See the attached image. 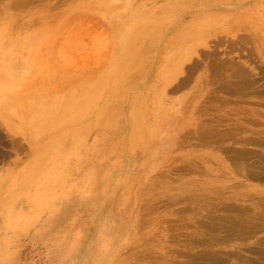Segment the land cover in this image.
Masks as SVG:
<instances>
[{"label": "rangeland", "instance_id": "rangeland-1", "mask_svg": "<svg viewBox=\"0 0 264 264\" xmlns=\"http://www.w3.org/2000/svg\"><path fill=\"white\" fill-rule=\"evenodd\" d=\"M226 1L0 0V264H198L193 261L200 250L204 256L228 257V264L236 262L230 259L236 252L256 257L249 251L257 239H261L258 244L264 241V231L251 237L240 230L246 239L241 238L229 229L230 216L224 219L225 214L235 219L238 209L245 206L246 211L255 209L248 210L254 215L264 204V172L257 171H264L259 156L264 154V21L255 22L256 17L249 14L258 0L237 5L235 14L225 16L230 21L247 18V31L221 32L219 23H214L213 29L224 41L213 54L215 36L189 60L185 59L187 44L184 47L181 40L191 38L192 31L190 37L176 39L179 30L202 10L204 25L210 15L217 19L215 10L205 7L216 8ZM229 1L233 7L234 0ZM257 24V40L253 35L252 44L238 40L237 48L226 52L230 43L248 35ZM133 36L138 39L133 41ZM171 39L183 44L184 54H178L180 43H172L176 50L167 45ZM165 52L176 63L166 56H162L166 60L159 58ZM199 54L201 60L206 56L203 66ZM227 55L236 64L255 57L256 62L249 65L256 67L252 77L257 93L249 92L252 87L243 93L219 87L225 72L213 65L228 61ZM182 59L186 60L184 69L199 60L200 67L185 86L172 90L186 76V69L175 71ZM219 59L223 61L218 63ZM160 61L173 77L158 67ZM117 64L118 72L114 71ZM209 78L212 81L207 83ZM39 88L51 96L47 99L52 104H62L53 105L58 115L54 107V114L49 109L58 117L44 130L39 127L40 136L35 137L33 121L44 120L38 111L46 99L36 95ZM161 88L166 90L160 96ZM28 101L31 110H27ZM35 114L41 118L32 121ZM202 128H207L209 136ZM211 130L216 132L210 134ZM218 134H224L220 136L226 141ZM214 136L221 142L214 141ZM247 139L252 143L246 144ZM240 151H248L249 157L246 154L240 161ZM239 164H247L248 170L255 167L259 176L243 175L246 169ZM188 192L197 193L198 201L191 202L195 197ZM228 202L235 205H227L232 209L226 211L222 206ZM234 219L233 227L240 228L242 220Z\"/></svg>", "mask_w": 264, "mask_h": 264}, {"label": "bare ground", "instance_id": "bare-ground-1", "mask_svg": "<svg viewBox=\"0 0 264 264\" xmlns=\"http://www.w3.org/2000/svg\"><path fill=\"white\" fill-rule=\"evenodd\" d=\"M251 1H253V0H249V1H247V0H234V6L233 7H231L229 4L231 3L229 0L228 1H226V2H222L218 7H212V6H208L207 5V7H205V9H207V10H215L213 13L214 14H216V15H219V16H217V19H214L213 17H211V16H213V15H210L209 17H208V24H206V25H204V23L205 22H203L202 21V19H204V17H205V11L204 10H202L201 11V13L198 15V16H196V17H194V19L192 20V21H190V22H188V23H186L180 30H179V33H178V36L176 37V39H180L181 37H190V34L189 33H191V31H192V33H191V38H189V39H186V38H184V40L182 39L181 40V42L184 44V47H186L187 46V53L185 52L186 51V49H185V51H183V49L182 50H180V48L182 47V43H180L179 41V43H180V45H179V47H177V50L179 51L178 52V54L181 52V53H183L184 54V52H185V56L186 57H188V58H185L186 60H189L190 59V57H192L193 55H197L198 54V52H199V48L198 47H200V46H206L207 45V43H208V39L210 38V37H212V36H215L217 39H216V41H215V43L213 44V49H212V51L210 52V54H213V53H215L216 52V50L218 49V48H220L219 46H221V44L223 43V39L221 38V37H219V36H217L218 34L217 33H219L218 32V30L217 31H215L213 28H215V25H214V23H216V22H218L219 23V31H221V32H226V33H231V34H235V32H237V31H239V30H244V31H247V24H248V19L247 18H242V20L240 21L239 19H235V20H233V21H230L228 18H225V16L226 15H228V14H235V11H236V9L235 8H237V5H239V6H241V5H243V4H245V3H250ZM183 2V1H182ZM189 2V1H188ZM208 2V1H207ZM258 2V4H260V5H263L264 4V0H258L257 1ZM191 3V2H190ZM209 4V3H208ZM258 4H257V6H256V8H254V10H250L251 12L249 13V14H253L255 17H256V19H255V22H260L261 20L262 21H264V5L263 6H261V8L260 7H258ZM216 6V5H215ZM242 7V6H241ZM199 12H200V10H199ZM247 13V12H246ZM237 14V13H236ZM243 14V13H242ZM248 14V15H249ZM160 15V14H159ZM239 16H241V15H239ZM243 16V15H242ZM184 18V17H183ZM216 20H218V21H216ZM254 23V22H253ZM172 25H174V24H172ZM229 25H231V30L232 31H226L227 29H228V26ZM141 26V25H140ZM171 26V25H170ZM141 27H144V26H141ZM257 27H258V24L255 26V27H252V29H250V28H248V29H250V32H249V34L248 35H240V37H238L237 39H236V41H234L233 43H230V45L228 46V50L226 51V52H233V50H234V48L236 47L237 48V46H236V43H237V41L239 40V43L241 44V42L244 44V43H248V41H250V40H252L253 38H255V40H257L256 38H257V36H258V33H257V31H259L258 29H257ZM171 28V27H170ZM169 28V29H170ZM142 29V28H141ZM140 29V30H141ZM109 29H107V31H108ZM147 30V29H146ZM168 30V29H167ZM139 31V30H138ZM110 32V31H109ZM194 32L197 34V35H195L194 34ZM176 34V33H175ZM254 36L252 39H251V36ZM155 36V35H154ZM179 36H181L180 38H178ZM233 36H237V35H233ZM109 38V37H108ZM132 39H133V41H134V39H138V37L137 36H133L132 37ZM166 39V38H165ZM175 39V38H174ZM174 39H171V42H169L167 45L169 46H173V48H174V45H176V43H177V41H175V44L172 42ZM248 39V40H247ZM250 39V40H249ZM264 39V38H263ZM161 40V39H160ZM159 40V41H160ZM187 40V41H186ZM247 42H246V41ZM254 40V39H253ZM142 41V40H141ZM245 41V42H244ZM140 42V41H139ZM138 42V43H139ZM153 42H155V41H153ZM152 41H151V43H153ZM256 42V41H255ZM141 43V42H140ZM165 43V42H164ZM163 43V44H164ZM172 43L174 44V45H172ZM179 43H177V45L179 44ZM187 45H186V44ZM250 43L252 44V41H250ZM254 43V42H253ZM155 44V43H154ZM154 44H153V46H154ZM257 44V43H256ZM134 45V44H133ZM136 45V44H135ZM147 45H148V43H147ZM146 44H145V46H147ZM149 45H150V42H149ZM176 45V46H177ZM186 45V46H185ZM250 45V44H249ZM151 46H152V44L149 46L150 48H151ZM166 46V45H165ZM165 46H164V48H165ZM175 46V47H176ZM251 46V45H250ZM155 47V46H154ZM158 47V46H157ZM252 47V46H251ZM250 47V48H251ZM258 47H259V45H258ZM263 47V46H262ZM111 48V47H110ZM150 48H146V49H150ZM170 47H168V49H169ZM172 48V47H171ZM170 48V49H171ZM172 48V49H173ZM179 48V49H178ZM235 48V49H236ZM257 48V47H256ZM175 49V48H174ZM241 49V51H243L242 49L243 48H240ZM240 49H239V51H240ZM253 49V48H252ZM126 50V49H125ZM131 50V49H130ZM145 50V49H144ZM143 50V51H144ZM176 50V49H175ZM262 50V49H261ZM160 51V50H159ZM170 51V50H169ZM167 52H168V50H167ZM167 52H165L164 54L165 55H161L159 58H163L162 56H166V55H168V53ZM170 52H172V50L170 51ZM259 52V51H258ZM262 52V51H261ZM167 53V54H166ZM177 53V52H176ZM181 53H180V55H181ZM241 53V52H240ZM173 54H175V53H173ZM172 54V55H173ZM182 54V55H183ZM262 54H263V52H262ZM171 55V56H172ZM264 55V54H263ZM110 56V55H109ZM208 56V55H207ZM241 56V55H240ZM246 55H244L243 57H245ZM167 57V56H166ZM165 57V58H166ZM177 57V56H176ZM176 57H174L175 59H176ZM178 57H180L179 55H178ZM177 57V58H178ZM183 56H181V58H182ZM201 57V54H199V58ZM228 57V58H227ZM230 57V58H229ZM234 57V56H233ZM159 58L158 59H156L157 61L159 60ZM165 58H163V59H165ZM184 58V57H183ZM211 58V57H210ZM225 58H227L226 60H228V61H223L222 59V61H223V63L222 64H215V65H213L215 68H216V66L218 65V67H219V65L220 66H222V68H220L221 70L223 69V71L225 72V78L224 79H222L221 81H220V86L219 87H222L224 90H227L229 93H233L234 91L236 92V93H243L244 91H246V89L248 90L249 88L251 89V87H252V89H251V91H249V92H251V93H253V91H255L256 93L258 92V90L256 91V87L254 86L255 85V83H254V77H252V75H253V73H254V75H255V68L256 67H254L253 65H249L250 63L249 62H251L253 59H251V61H249L248 62V60H237V61H239V63L238 64H236V61H235V63H234V61L233 60H235V59H233V58H231V55H227ZM240 58V57H239ZM247 58V57H246ZM249 58H251V57H249ZM167 59V61L168 60H170V62H173L174 63V61H175V63H176V61H177V59L176 60H174V61H172L171 60V58L170 59H168V57L166 58ZM165 59V60H166ZM180 59V58H179ZM203 59L204 60H206V56L205 57H203ZM203 59L201 60V58H200V60L202 61V66H203ZM224 59V58H223ZM184 59H182V63H180L179 64V66H176V69H175V71H176V73L177 72H181L183 69H184V63H185V61H183ZM200 60H199V62H193L192 63V65H188V66H185L186 68V71H184V72H186V76H184L182 79H180L173 87H172V90H178L179 88H181L182 86H185V84H186V82L189 80V78H190V75L192 74V73H194L197 69H199V67H200ZM220 59L218 60V63H220L219 61H221ZM163 61V60H162ZM167 61H164V62H167ZM254 61V60H253ZM163 62V63H164ZM256 61H254V63H255ZM258 62V61H257ZM160 65H159V64ZM157 64H158V67L160 66V67H162L161 65V61L160 62H158ZM172 63V64H173ZM179 63V62H178ZM215 63H217V62H215ZM235 65H234V64ZM259 63H261V62H259ZM120 64H117L116 65V67H115V69H114V71H119V69H120V66H119ZM171 65V64H170ZM170 65H169V70H170ZM176 65V64H175ZM174 65V66H175ZM255 65H257L258 66V64L256 63ZM167 66V68H168V65H166ZM208 66H209V68L211 67L209 64H208ZM206 67V66H205ZM204 67V68H205ZM213 67V68H214ZM217 67V68H218ZM259 68H260V65L258 66ZM162 68H165V67H162ZM172 68V67H171ZM213 68H211V69H213ZM184 69V70H185ZM168 70V69H167ZM166 70V68H165V71H167ZM205 70V69H204ZM194 71V72H193ZM206 71H207V69H206ZM209 71H211V73L209 72ZM208 72L210 73V74H212V70H209ZM258 71L260 72V70L258 69ZM262 71V70H261ZM122 72V71H121ZM216 72H220L219 70L217 71L216 70ZM90 73V72H89ZM172 72H170V74H171ZM175 73V74H176ZM207 73V72H206ZM221 73V72H220ZM165 75H166V73H164ZM167 74H168V76H169V73H168V71H167ZM208 74V73H207ZM258 74V73H257ZM264 74V73H263ZM165 75H164V77H165ZM174 75V74H173ZM218 75V74H217ZM253 75V76H254ZM262 75V74H261ZM167 76V75H166ZM167 76V78L169 79V80H171L169 77H173L172 76V74L168 77ZM208 76V75H207ZM215 76V75H214ZM223 76H224V73H223ZM95 77V76H94ZM198 77V76H197ZM208 77H213V76H208ZM217 77V76H216ZM220 77H222V73H221V76ZM264 77V76H263ZM166 78V79H167ZM43 79V78H42ZM58 79V78H57ZM60 79V78H59ZM163 79V78H162ZM167 79V81H169ZM201 79V78H200ZM205 79V78H204ZM39 80H40V78H39ZM165 80V79H164ZM202 80V79H201ZM210 80V78L206 81L207 83H208V81ZM220 80V79H219ZM159 81H162V82H167V81H163V80H159ZM210 81H212V79L210 80ZM209 81V82H210ZM256 81V80H255ZM31 82V81H30ZM30 82H29V84H30ZM73 82V81H72ZM263 82V81H262ZM202 83V82H201ZM219 85V83H216V85ZM50 85V84H49ZM262 85H263V83H262ZM261 85V86H262ZM28 86V85H27ZM32 86H35V84H32ZM37 86V85H36ZM206 86H207V84H206ZM162 87V86H161ZM164 87V86H163ZM218 87V86H217ZM218 87V88H219ZM222 88H220L221 90H223ZM40 89L41 88H39V89H37V91H38V93H37V91H35V93H37L36 95H39L40 97L42 96H44L46 99H43V100H41V102H43L42 104H43V107H41V105L39 106V108H40V111H41V109H43L44 111L41 113L40 111H38V114H41V117H42V119L44 118V120L42 121V122H34L33 121V119H35L36 120V118L35 117H39V115L37 116V114H35V116L33 117V115H32V117H31V120L33 121V123H34V129H32L33 130V132L31 133V134H33L32 136H35V137H38V136H40V132H41V129L39 128V127H41L42 128V126H43V130L46 128V127H48L47 125H50L51 123H52V120L53 119H56L55 117L58 115V110H56V109H58L57 107L55 108L53 105H56V106H59L60 107V105L62 104H60V105H58V104H55V103H53L52 104V102H53V100H50V99H47L48 97H51V96H45L46 94L45 93H41L40 92ZM65 89V88H64ZM161 89H163V88H161ZM245 89V90H244ZM249 89V90H250ZM263 88H261V90H262ZM36 90V89H35ZM52 90V89H51ZM164 90H166V89H163V90H158V92H160V96H161V92H163ZM220 90V91H221ZM244 90V91H243ZM260 90V91H261ZM243 91V92H242ZM158 92H156V93H158ZM207 92V91H206ZM247 92V91H246ZM245 92V94H247ZM33 93V92H32ZM155 93V94H156ZM245 94H244V96H245ZM29 95V94H28ZM32 95V94H31ZM35 94L33 95V96H36ZM212 95V94H211ZM233 95V94H232ZM238 95V94H237ZM240 95V94H239ZM241 95H243V94H241ZM251 95V94H250ZM249 95V96H250ZM254 95H255V93H254ZM258 95V94H257ZM13 96V95H12ZM38 96V97H39ZM59 96V95H58ZM247 96V95H246ZM256 96V95H255ZM158 97H159V93H158V96H157V99H158ZM238 97V96H237ZM240 97H242V96H239V98ZM31 98V97H30ZM55 98V97H54ZM155 98V97H154ZM41 99V98H40ZM221 99H222V97H221ZM35 101H34V103L35 102H37L36 101V99H34ZM39 100V99H38ZM182 100V99H181ZM40 101V100H39ZM40 102V103H41ZM181 102V101H180ZM27 103V104H26ZM25 104H26V107H27V110H28V108H29V110H31V102L30 101H28V102H26ZM174 103V102H173ZM176 103V102H175ZM66 104V103H65ZM37 105H38V103H37ZM36 105V106H37ZM52 105V106H51ZM185 105V104H184ZM183 105V106H184ZM225 105V104H224ZM257 105V104H256ZM51 107H54L55 108V111H56V113H57V115L54 117L50 112L52 111H54V108H53V110L51 109ZM65 106H63V108H64ZM32 108H34V105H33V107ZM159 108V107H158ZM212 108V107H211ZM36 109H38V108H36ZM49 109H50V112H49ZM185 109V108H184ZM206 109V108H205ZM204 109V110H205ZM26 110V111H27ZM243 110V109H242ZM246 110V109H245ZM33 111V110H32ZM31 111V112H32ZM34 111L35 112H37L35 109H34ZM54 111V112H55ZM60 111H62V109L60 110ZM185 110H183V112H184ZM201 111V110H200ZM17 112V111H16ZM40 112V113H39ZM49 112V113H48ZM54 112H53V114H54ZM244 112V111H243ZM248 112H251V111H249L248 110ZM248 112H247V114H248ZM29 113V112H28ZM59 113H61V112H59ZM135 113V112H134ZM17 114V113H16ZM49 114H51V116L52 117H48V115ZM212 114V113H211ZM215 114V113H214ZM226 114V113H225ZM21 115V114H20ZM19 115V116H20ZM246 115V114H245ZM249 115V114H248ZM256 115V114H255ZM50 116V115H49ZM251 115H249V117H250ZM41 117H39L38 119H40ZM58 117V116H57ZM182 117H184V115L182 116ZM30 120V119H29ZM229 120V119H228ZM222 121L224 122V120L222 119ZM101 122H105V123H107V121L105 120V119H101ZM232 122V121H231ZM105 123H103V124H105ZM110 123V122H109ZM207 123V122H206ZM53 124V123H52ZM100 124V123H99ZM98 124V125H99ZM103 124H100L101 126L103 125ZM218 124H220L219 122L217 123V126L219 127V125ZM107 125V124H106ZM109 125V124H108ZM107 125V126H108ZM231 125V124H230ZM30 126V125H29ZM106 126V127H107ZM211 126V125H210ZM214 127H216V126H214ZM217 127V128H218ZM204 128V127H203ZM203 128H202V130H203ZM217 128H215V129H217ZM31 129V128H30ZM207 128H205L204 130H203V134L205 133V135H206V133H207V136H209V134H208V132H207V130H206ZM202 130H201V132H202ZM218 130V129H217ZM225 130V129H224ZM227 130L229 131V130H233V129H229V128H227ZM227 130H225V131H223V129L221 130V131H223L224 132V134L225 133H227L226 131ZM237 130V129H236ZM31 131V130H30ZM198 131H200V129H198ZM204 131H206V132H204ZM210 131V130H209ZM215 132H216V130H214ZM233 131H235V130H233ZM233 131H229V132H232V134H233ZM200 132V133H201ZM212 130H211V133L210 134H212ZM215 132H213V133H215ZM220 132V131H219ZM228 132V135L229 134H231V133H229ZM252 132V131H251ZM259 132V131H258ZM199 133V132H198ZM197 133V134H198ZM30 134V135H31ZM202 134V135H203ZM223 134V135H224ZM231 134V135H232ZM201 135V134H200ZM200 135H197V136H199L200 137ZM201 135V136H202ZM219 135V134H218ZM221 136H223L222 134H220ZM216 136V137H220L221 138V140L224 142V141H226L225 139L223 140L222 139V137L221 136ZM233 135H237V134H233ZM215 136H214V138H215ZM224 137H227V136H224ZM230 137V136H229ZM233 138H235L234 136H232ZM202 138L204 139L205 138V136L203 135L202 136ZM211 139V137H207V139ZM213 138V140L215 141V140H217V138H215L214 139ZM197 139V141H198V138H196ZM219 139V138H218ZM228 139V138H227ZM231 140H235V139H232V138H230ZM206 142H207V140H206V138L204 139ZM221 140L219 139V141H218V143H220L221 142ZM240 140V139H239ZM244 141L246 140V139H243ZM248 141H247V143L246 144H251L250 142H249V139H247ZM202 141V140H201ZM210 141V140H209ZM235 141H237V140H235ZM257 141V140H256ZM258 142H261V141H258ZM263 142V141H262ZM262 142H261V144H262ZM210 143H212V142H210ZM215 143V142H214ZM217 143V142H216ZM232 144V143H231ZM258 144V143H257ZM232 145H234V144H232ZM239 145V144H238ZM253 145V144H252ZM218 146V145H217ZM216 146V147H217ZM261 146V145H260ZM219 147V146H218ZM264 147V146H263ZM221 148V147H220ZM223 148V147H222ZM226 148H227V146H226ZM226 148L224 149V150H226ZM231 149V148H230ZM245 149V148H244ZM250 149V148H249ZM222 150V149H221ZM246 150H247V148H246ZM252 150V149H251ZM255 151V150H254ZM226 152V151H225ZM232 152H233V150H232ZM239 152V151H238ZM259 152V151H258ZM237 153V152H236ZM236 153H234V155L236 154ZM250 153V152H249ZM256 153V152H255ZM261 153V152H260ZM230 154L231 155H233L231 152H230ZM248 155V157H249V154H248V151L246 152V151H240V153H239V156H237L238 157V159H240V161L242 160L241 159V157L242 158H245L244 157V155ZM251 154V153H250ZM261 154H263V153H261ZM252 155V154H251ZM255 155H257V154H255ZM260 156V158L262 159V160H264V154L263 155H259ZM227 157V156H226ZM229 157V156H228ZM247 157V158H248ZM250 157H252V156H250ZM255 157V156H254ZM257 158H258V156H256ZM228 159V158H227ZM230 159V158H229ZM228 159V160H229ZM236 160V159H235ZM233 161V160H232ZM243 161V160H242ZM257 161V160H256ZM259 161H261V160H259ZM237 162V161H236ZM245 162V161H244ZM233 163H235V162H233ZM232 163V164H233ZM239 163V162H238ZM240 163H242V162H240ZM237 164V163H236ZM243 164H245V163H243ZM243 164H242V166H243ZM262 165H264V163L262 162L261 163V166ZM239 166H241L240 164H239ZM241 166V167H242ZM244 166H247V164L246 165H244ZM243 166V167H244ZM251 166V165H250ZM254 166V165H253ZM252 166V167H253ZM233 167V166H232ZM249 167V166H248ZM251 167V168H252ZM263 167V166H262ZM240 168V167H239ZM245 168V167H244ZM244 168H241L242 170L244 169ZM247 168V167H246ZM245 168V169H246ZM259 168V167H258ZM254 169H256L255 167H253V170L252 169H246V171L244 172H242L243 173V175H244V173L245 174H247L248 172V177L250 178V176H249V174H252V176L254 177V178H256V177H258L259 176V174L261 173V174H263V170H262V172L260 171L261 170V168H259L257 171H258V173H256V170H254ZM264 169V168H263ZM239 170V169H238ZM248 170V171H247ZM260 171V172H259ZM264 175V174H263ZM246 177V176H245ZM252 177V178H253ZM262 177V176H261ZM248 179V178H247ZM259 179V178H258ZM262 179V178H261ZM259 181H260V179H259ZM263 181V180H262ZM194 184V183H193ZM241 184H243V183H241ZM240 184V185H241ZM194 186V185H193ZM243 187H245V185L243 186ZM195 191V190H194ZM197 192H198V190H197ZM263 192V191H262ZM188 193H190V192H188ZM188 193H186V195L188 194ZM224 193V192H223ZM191 194V196H192V194H194V197L195 198H192V200H191V202L192 201H194L195 202V200H193V199H196V196H198V194L197 193H195V192H192V193H190ZM195 194H197V195H195ZM260 194V193H259ZM189 195V194H188ZM224 195V194H223ZM234 195V194H233ZM232 195V196H233ZM236 195V194H235ZM234 195V196H235ZM248 194H246V196H247ZM251 195V194H250ZM173 196V195H172ZM175 196V195H174ZM181 196V195H180ZM179 196V197H180ZM219 196H221V194H219ZM232 196H229L228 198L230 199V198H234V196L232 197ZM253 196V195H252ZM171 197V196H170ZM177 197V196H176ZM186 197V196H185ZM188 197V196H187ZM189 197H190V195H189ZM188 197V198H189ZM173 198V197H172ZM178 198V197H177ZM182 198V197H181ZM183 198H184V196H183ZM226 198H227V196H226ZM225 198V199H226ZM227 198V199H228ZM235 198H236V196H235ZM252 198V197H251ZM123 199V198H122ZM174 199H175V197H174ZM198 199V198H197ZM196 199V201H198ZM248 199V198H247ZM167 200H169V198H167ZM170 200H172L171 198H170ZM179 200H180V198H179ZM184 200H186V199H184ZM200 200V199H199ZM121 201V200H120ZM125 201V200H124ZM204 201V200H203ZM229 201V200H228ZM170 202V201H169ZM173 202H175V200L173 201ZM177 202H178V200H177ZM259 203H260V201H258ZM122 203V202H121ZM229 203V202H228ZM263 203H264V201H263ZM190 204H192V203H190ZM195 204V203H194ZM194 204H192V205H194ZM198 204V203H197ZM203 204V203H202ZM206 203H204V205H205ZM213 204V203H212ZM255 204V203H254ZM254 204H252V205H254ZM191 205V206H192ZM200 205H201V202H200ZM199 205V206H200ZM203 205V206H204ZM227 205H235L234 203H229V204H226L225 206H222L223 208H225V210H226V208L228 209V210H231L230 208H229V206L227 207ZM256 205V204H255ZM257 206H259V205H257ZM261 206V205H260ZM259 206V207H260ZM264 204H262V210H261V212H260V210H258L259 212H255V214H257V215H253L251 212H248V210H253L251 207V209L249 208V209H247V211H246V209H244L245 207H240L241 209H244V210H241L240 208H239V206L237 207V206H235V207H237V208H239L238 210H236L237 208H234L235 210H232L231 212L232 213H234L233 211H238L236 214H237V217H235V219H234V217L232 216V215H228L227 216V214H225L226 215V217H225V219L224 218H222V219H224V220H227L228 218L227 217H229V229L230 230H232L233 232H237V234H235V235H237L238 236V234L240 235V237L241 238H245V237H242L243 235L240 233V230H241V232H246V234H250V236L252 237L253 236V233L254 234H256L257 232H260V231H264ZM185 207V206H184ZM195 207V206H194ZM197 207H198V205H197ZM253 207V206H252ZM259 207H258V209H259ZM188 208H190L189 206H188ZM192 208V207H191ZM199 208V207H198ZM207 208V207H206ZM187 210V209H186ZM193 210V209H192ZM212 210V209H211ZM216 210V209H215ZM220 210V209H219ZM218 210V211H219ZM223 210V209H222ZM228 210H226V211H228ZM256 210H257V207H256ZM189 212H190V210H188ZM253 211H255V209L253 210ZM195 212V211H194ZM230 211H229V213H231ZM234 213V214H235ZM251 213V214H250ZM195 214V213H194ZM210 214V213H209ZM208 214V215H209ZM220 217H221V215H219ZM223 216V215H222ZM255 216H257V217H255ZM201 217V216H200ZM206 217V216H205ZM208 217H210V216H208ZM216 217V216H215ZM214 217V218H215ZM219 217V218H220ZM224 217V216H223ZM219 218H217L218 220H219ZM227 218V219H226ZM236 218L238 219H240V221L242 220V224H243V226H242V224L240 223V221H239V223H240V228H238V227H236V226H234L233 227V220L232 219H234L236 222H237V220H236ZM209 219V218H208ZM221 219V220H222ZM193 220V219H192ZM202 221H203V219H201ZM209 220H211V219H209ZM220 220V221H221ZM223 220V221H224ZM199 221H200V219H199ZM213 221H215V220H213ZM222 221V222H223ZM232 221V222H231ZM211 222V221H210ZM221 222V223H222ZM225 222V221H224ZM202 223V222H201ZM214 223V222H213ZM197 224V223H196ZM204 224V223H203ZM211 224V223H210ZM228 224H226V222L224 223V226L223 225H221V227L223 226V227H225V225H226V227H227V225ZM232 224V225H231ZM198 225V224H197ZM206 225V224H205ZM217 225H219V224H217ZM216 226V225H215ZM222 227V228H223ZM236 227V228H235ZM216 229V228H215ZM219 229H221V228H219ZM224 229H226V228H223V230ZM202 230V229H201ZM227 231H228V229H226ZM225 230V233L227 232ZM229 230V231H230ZM238 231H239V233H238ZM204 232H206V229H205V231ZM203 232V233H204ZM210 232V231H209ZM213 232V231H212ZM211 232V233H212ZM217 232H218V230H217ZM235 232V233H236ZM256 232V233H255ZM246 234H245V236H246ZM252 234V235H251ZM225 235V234H224ZM228 236H229V233L227 234ZM242 235V236H241ZM209 236V235H208ZM231 236L233 237V235L231 234ZM257 236V235H256ZM215 237V236H214ZM223 237V236H222ZM231 238V237H230ZM248 238H249V236H248ZM264 237H262V239H263ZM199 239V238H198ZM202 239H204V238H202ZM218 239V238H217ZM217 239H216V241H217ZM225 239V238H224ZM227 239V238H226ZM229 239V238H228ZM246 239V238H245ZM200 240V239H199ZM222 240V239H221ZM230 240V239H229ZM258 241H257V245H256V247H253V248H250L251 250L249 251V253L252 255V254H255V256L256 257H252V258H250V256H245V257H243L242 255L243 254H241V256H240V254H239V252H236L237 254H238V256H234V254H236V253H233V254H231L230 255V259H231V257H232V259L234 260V261H236L235 263L233 262V263H231V264H264V247H261V244H263V242L264 241H262V243L261 244H258V242L260 241L261 242V239L259 240V239H257ZM203 241V240H202ZM201 241V242H202ZM220 241V240H219ZM222 241H224V240H222ZM228 241V240H227ZM200 242V241H199ZM200 242V243H201ZM210 242V241H209ZM224 242H226V241H224ZM259 242V243H260ZM197 243V242H196ZM206 243V242H205ZM205 243H204V245H205ZM254 243V242H253ZM202 244V243H201ZM200 244V246H202ZM240 244V243H239ZM197 245H199V243L197 244ZM252 245V244H251ZM206 246H209V244L207 245L206 244ZM205 246V247H206ZM212 246H214V245H212ZM212 246L210 245V247L212 248ZM194 247V246H193ZM210 248V249H211ZM209 249V248H208ZM209 249V250H210ZM214 249V248H213ZM243 249V248H242ZM244 250V249H243ZM201 252H203L202 250H200ZM200 251H196L197 253H198V258H196L197 259V261H195V258H194V261L193 262H198V264H228L230 261H229V259H227L228 257H226V259L225 258H222V257H220V256H216V255H214L213 253H210V254H213V255H208V256H204V253H202V254H200L199 252ZM208 251V250H207ZM207 251H205V253L207 252ZM245 251V250H244ZM180 252V251H179ZM178 252V253H179ZM214 252H216V251H214ZM217 252H219V251H217ZM216 252V253H217ZM185 253V252H184ZM230 252H227V256H229L228 254H229ZM241 253V252H240ZM199 254L201 255V256H204L201 260L199 259ZM208 254V252L205 254V255H207ZM220 254H222V252H220ZM225 255H226V253H224ZM236 254V255H237ZM187 255H188V253H187ZM186 254H185V256H187ZM190 255H191V253H190ZM193 255V254H192ZM197 254H195V255H193V257H195ZM219 255V254H218ZM180 256H182V255H180ZM240 256V257H239ZM188 257V256H187ZM192 257V256H191ZM197 257V256H196ZM225 257V256H224ZM161 259V258H160ZM188 260H190L189 258H188ZM192 260V259H191ZM227 260L229 261V262H227ZM171 261V260H170ZM172 262V261H171ZM183 262V261H182ZM189 262H191L190 264H192V261H189ZM189 262H188V264H189ZM155 263V262H154ZM176 263V262H175ZM181 263V262H180ZM177 264V263H176ZM179 264V263H178ZM194 264V263H193ZM197 264V263H196Z\"/></svg>", "mask_w": 264, "mask_h": 264}]
</instances>
